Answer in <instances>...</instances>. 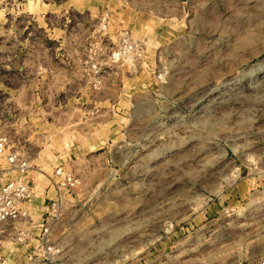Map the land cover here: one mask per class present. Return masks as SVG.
<instances>
[{"label":"rangeland","instance_id":"obj_1","mask_svg":"<svg viewBox=\"0 0 264 264\" xmlns=\"http://www.w3.org/2000/svg\"><path fill=\"white\" fill-rule=\"evenodd\" d=\"M1 135L31 167L0 156V187L31 183L40 213L61 195L56 252L4 264H261L264 0H0Z\"/></svg>","mask_w":264,"mask_h":264},{"label":"built area","instance_id":"obj_2","mask_svg":"<svg viewBox=\"0 0 264 264\" xmlns=\"http://www.w3.org/2000/svg\"><path fill=\"white\" fill-rule=\"evenodd\" d=\"M110 20V13H103L99 30H107ZM110 58L126 65L129 71H136L139 64L145 60V50L130 30L121 29L118 43ZM0 156H6L10 168L21 174L28 173L31 167L25 154L10 145L7 135L0 136ZM52 179L55 187L59 188L62 185L72 188L79 183L78 177L64 166L57 167ZM36 196L35 187L23 179H9L0 187V264L5 261V250L10 243L30 245L36 240L37 242L30 245L34 248L30 258H33L34 254H43L50 258L56 252L52 231L61 195L57 191L56 197H46L42 204H46L48 200V210L41 213L31 208ZM261 264H264V260Z\"/></svg>","mask_w":264,"mask_h":264},{"label":"bare ground","instance_id":"obj_3","mask_svg":"<svg viewBox=\"0 0 264 264\" xmlns=\"http://www.w3.org/2000/svg\"><path fill=\"white\" fill-rule=\"evenodd\" d=\"M5 262V261H4ZM4 264V263H3Z\"/></svg>","mask_w":264,"mask_h":264},{"label":"crops","instance_id":"obj_4","mask_svg":"<svg viewBox=\"0 0 264 264\" xmlns=\"http://www.w3.org/2000/svg\"><path fill=\"white\" fill-rule=\"evenodd\" d=\"M41 205V204H40ZM43 212V211H42Z\"/></svg>","mask_w":264,"mask_h":264}]
</instances>
